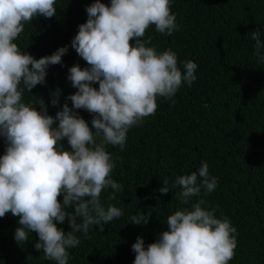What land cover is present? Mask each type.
Masks as SVG:
<instances>
[{
    "label": "clouds",
    "instance_id": "clouds-1",
    "mask_svg": "<svg viewBox=\"0 0 264 264\" xmlns=\"http://www.w3.org/2000/svg\"><path fill=\"white\" fill-rule=\"evenodd\" d=\"M55 4L56 0H0V137L6 143V148L0 145V218L6 213L18 217V245L35 232L39 240L34 248L42 250L46 260L68 264V249L81 242L76 233L87 238L91 226L103 232L105 224L122 215L119 207L105 208L101 201L105 189L112 190L109 201L122 190L111 178L115 163L106 146L123 150L129 129L155 115L158 97L171 99L182 85L191 87L198 66L187 60L181 70L172 49L158 52L149 46L151 37L144 39L153 25L166 36L180 30L172 0H110V5L94 0L71 40L88 65L68 69L67 80L77 89L66 97L72 107L65 103L53 117L40 99L38 111L23 94L45 83L48 67L62 64L68 46L36 59L14 41L34 18L54 17ZM260 35L251 32L253 55L264 64ZM51 95L55 106L59 89ZM77 109L92 115L91 128ZM65 138L70 150L61 143ZM217 183L205 161L198 171L177 176L171 185L165 178L159 192L167 194L178 185L182 190L177 199L190 207L169 215L166 230L147 248L137 237L131 245L133 264H229L235 256L237 229L227 216L217 218V208L201 196L202 189L206 196ZM192 197L201 198L190 203ZM149 216L134 215L131 223L147 224ZM65 219L68 232L57 227Z\"/></svg>",
    "mask_w": 264,
    "mask_h": 264
},
{
    "label": "trees",
    "instance_id": "trees-1",
    "mask_svg": "<svg viewBox=\"0 0 264 264\" xmlns=\"http://www.w3.org/2000/svg\"><path fill=\"white\" fill-rule=\"evenodd\" d=\"M93 2L56 0L54 17L34 18L14 41L36 59L68 46L62 64L48 67L45 83L23 94V100L36 104L38 111L40 99L53 117L65 103L72 107L66 97L77 89L67 80L68 69L88 65L71 47V40L86 22L85 9ZM100 2L110 5V0ZM171 11L180 30L166 36L153 25L144 39L151 37L149 46L158 52L172 49L181 70L183 62H195L197 79L191 87L182 85L171 99L158 97L155 115L129 129L123 150L106 146L115 163L111 178L122 190L109 201L112 190L105 189L101 201L105 208L119 207L122 215L105 224L103 232L91 226L87 238L76 233L81 242L68 249V264H133L131 245L137 237L147 248L166 230L169 215L190 207L177 199L182 190L178 185L161 194L163 180L168 178L171 185L177 176L198 171L201 161L218 181L212 193L204 196L202 189L201 196L217 208V218L227 216L237 229L235 256L229 264H264V64L253 55L251 39V32L258 31L264 40V0H172ZM92 86L98 89V84ZM57 89L59 100L53 106L51 94ZM75 111L91 128L92 115ZM61 143L70 150L66 138ZM0 145L6 148L3 137ZM200 198L192 197L190 203ZM58 199L62 202V196ZM141 213L145 218L150 213L148 223H131V217ZM18 226V217L11 213L0 218V264H55L34 248L39 240L35 232L17 244ZM57 227L71 230L67 219Z\"/></svg>",
    "mask_w": 264,
    "mask_h": 264
}]
</instances>
